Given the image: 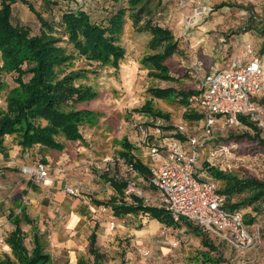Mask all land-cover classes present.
I'll list each match as a JSON object with an SVG mask.
<instances>
[{
    "label": "rangeland",
    "instance_id": "374dc122",
    "mask_svg": "<svg viewBox=\"0 0 264 264\" xmlns=\"http://www.w3.org/2000/svg\"><path fill=\"white\" fill-rule=\"evenodd\" d=\"M30 1L35 9L55 27V34L44 33L36 15L21 3L13 6V22L28 27L32 35L42 33L44 38L52 41L51 44L55 47H60L70 54L74 53L73 45L61 27V19L64 11L77 9L76 0H50V2L57 1V6L48 5L47 0ZM113 1L94 0L90 3L88 0H79V4L91 12L94 21L105 23L106 26L108 13L113 11ZM146 2L145 16H150L158 10L164 11L161 22H165L166 26L170 27L177 40L178 51L166 62L175 81H164L150 74L154 69L149 62L144 64L145 58L156 52L149 47L151 35L139 31V27L147 20L142 15L140 26L135 27L134 16L130 12L127 13L125 23L118 34V42L125 49V57L120 62L119 69L96 62L90 63L78 57L62 62V68L59 69L64 74L86 73L85 78L80 82L90 85L97 94L94 100L79 105L81 109L93 111V117L81 130L89 139L86 145H91L94 149L93 156L99 157L97 160L105 158L115 150V147H118L111 155L117 163L120 152L123 151L122 142L127 139L133 145L136 144L134 151L137 158L145 163L148 160V153L140 144L137 130L138 123L142 121L149 127L153 121L159 120L164 126L185 125L188 129L187 133H199L200 120L192 121L184 116L192 110L197 112L195 103L189 102L186 106L181 102L180 97L158 99L152 95L151 89L173 87L177 91L196 90L200 80L209 73L211 67L218 65L225 67L233 57L243 51L247 43H253L259 56H262L260 51L264 44V0H191L189 8L186 7L184 10L177 3L162 0ZM223 4L226 6H221ZM122 5L126 6L127 3L123 2ZM186 15H194L192 21L195 24L189 29L185 24ZM3 79L8 87L0 94V110L6 107L7 92L16 85L12 74H4ZM147 102H152L153 112H140ZM157 112L169 115L170 118L157 117L154 114ZM258 128L260 137L264 139V128L260 126ZM246 133L255 135L253 129L244 125L241 128L221 131L216 134L215 139L218 141L224 137H227V140L234 138L240 143L239 145L235 143L238 146L236 156L239 158L235 162L240 164L237 165L238 169L232 173L233 175L235 174L239 179H250L255 176L257 170L258 175L264 179V160L257 158H262L264 146L255 140L243 137ZM11 143L13 141H10ZM67 145L68 150L60 153L58 159L50 162V174L54 180L51 186L35 184L27 177L24 180L21 178L12 180L11 175L2 172L3 169H8L3 164L10 155L7 154L8 157L4 154L0 155V160L2 158L0 201L3 200L0 216H5L7 221L8 219L11 221L10 217L13 214L16 216L25 233V245L29 250L33 248V227H36L42 235L41 239L47 253L52 257V264H72V253L76 257V264H79L80 259L92 264L89 238L93 232L97 233L100 251L106 255L105 264H204L201 262L202 253L209 250L203 245L202 237L189 226L190 223H184L181 227H170L159 222L155 223L150 216L144 214H131L119 219L113 215L110 207L97 205L98 202H107L112 196L117 195L111 183L105 179L111 177L109 176L111 173L112 177L115 175L131 177L130 179L142 192L137 196L141 197L146 205L157 206L154 201L157 194L155 189L147 179L139 182L137 177L133 176V171H127L125 167H118L115 163L110 165L109 173L92 167L90 179L84 180L85 185L81 184L79 195L67 194L66 187L78 186L81 175L75 168H64V165L72 163L79 167L77 161L87 155L85 154L87 150L76 151L73 146L75 144ZM37 155L39 159L43 158L41 153ZM35 163L36 159H32L29 166ZM204 165L206 170L209 164L204 161ZM210 168L220 170V166ZM18 169L9 170L18 171ZM202 171L199 170L198 173ZM206 175L207 173H203V176ZM211 178L218 182L220 189H225L226 180L217 179L214 175H211ZM63 179L68 180V186L61 184ZM19 181H22L23 185H20ZM248 194L235 196L231 202L236 203ZM129 195L131 194H126L127 201L131 203L132 199ZM258 207L259 204H253L244 209L253 211ZM76 212L79 213L80 218L76 224H72L70 218ZM259 213L262 215L260 220L264 221V214L262 211ZM24 215L32 220V224L27 223ZM165 228L166 234L162 236ZM13 229L15 226L9 224L0 231V257L9 255L8 248L3 246V243ZM201 232L204 231L201 229ZM214 243L218 253L214 252L212 255L221 257L220 264H264L263 247L258 253L251 251L241 253L224 242L216 240ZM9 253L12 256V252Z\"/></svg>",
    "mask_w": 264,
    "mask_h": 264
},
{
    "label": "trees",
    "instance_id": "16d2710c",
    "mask_svg": "<svg viewBox=\"0 0 264 264\" xmlns=\"http://www.w3.org/2000/svg\"><path fill=\"white\" fill-rule=\"evenodd\" d=\"M146 1L125 0L126 6L121 7L115 13H108L106 26L105 23L94 21L91 13L86 10L69 9L64 11L61 27L73 45L74 53L70 54L66 50L52 45V41L45 39L42 33L32 35L28 27L13 22V6L21 3L36 15L44 33L55 34V27L35 9L30 0H0V94L8 87L3 79L4 74L14 75L16 84L6 94V107L0 110V155L4 154L8 157L7 152L12 144L18 145L22 151L32 150L36 146L62 151L65 148V142L84 141L81 128L93 117V111L81 109L79 105L94 100L97 94L90 85L80 82L85 78L86 73H61L59 71L62 68L61 63L78 57L90 63L96 62L119 69L120 62L125 57V49L118 42V34L122 30L129 12L134 16L135 27L140 26L142 15L147 20L143 23L144 25L139 27V31L148 32L151 35L149 47L156 52L145 58L144 64L149 62L154 69V72L152 71L153 73L150 74L164 81L176 80L171 75L166 62L177 53V40L170 27L159 26L164 11L158 10L150 16H145ZM162 1L176 4L174 0ZM46 3L50 6L58 5L57 1L47 0ZM158 13L161 15L158 16ZM260 52L264 56V44ZM65 54H69L68 57ZM151 91L152 95L158 99L180 97L181 102L186 106L191 102L190 99L198 94L197 90L185 92L177 91L173 87L155 88ZM261 104L264 105V100L261 101ZM151 107L152 102H147L140 112L151 113L153 112ZM154 114L157 117L170 118L166 114L158 112ZM184 116L192 121L202 119V115L193 110L191 113H185ZM241 120L245 126L255 131L254 136L246 133L243 137L255 140L264 146V139L260 137L256 123L244 116L241 117ZM163 128L166 136H173L182 141L187 139V136L177 132V127L174 125L168 124ZM226 138H221L219 142L240 144L234 138L230 140ZM10 141L13 143L10 144ZM122 148L123 151L120 152L117 163L123 161L127 171H130V166H132L133 170L149 180V168L133 154V145L124 139ZM39 161H43V159H36V162ZM210 171L217 179L226 180L225 189H220V191L227 198V208L244 211L246 222H254L257 218L255 215L260 214L264 205V180L255 176L250 179H239L235 174L213 168ZM109 176L111 177H105V179L111 183L117 195L112 196L107 202H98L97 205L110 207L116 218L121 219L131 214H144L170 227H181L184 223H190L186 220L175 222L164 208L146 205L144 200L137 195H129L132 202H128L126 190L131 177L124 178L119 175L112 177L111 173ZM245 193L249 194L236 203L231 202L233 197ZM253 204H259V207L253 211L244 209ZM24 217L28 224H32V220L27 215ZM10 219L15 229L5 242L10 247L12 256L0 257V264H52V257L47 253L38 229L33 227V248L29 250L25 245V233L20 227L19 220L14 214ZM189 226L198 236L202 237L203 245L209 250L202 253L201 262L220 264L221 257L212 255L214 252L218 253V248L214 243L216 240L204 232L202 233L200 227L192 226L191 223ZM89 254L93 257L92 264H105L106 255L98 247L96 232H93L89 238ZM79 264L89 263L80 259Z\"/></svg>",
    "mask_w": 264,
    "mask_h": 264
},
{
    "label": "built area",
    "instance_id": "2783aa9c",
    "mask_svg": "<svg viewBox=\"0 0 264 264\" xmlns=\"http://www.w3.org/2000/svg\"><path fill=\"white\" fill-rule=\"evenodd\" d=\"M174 1L184 10L190 0ZM193 18L194 15H186L187 29L194 26ZM159 26L164 28L166 23L160 22ZM262 60L255 45L247 43L225 67L202 77L196 89L198 94L190 99L202 115L199 133H187L185 125L176 126L177 132L187 136L185 141L166 136L160 120L153 121L150 127L144 121L137 126L140 144L147 149L145 164L149 168V184L157 193L154 200L157 206L164 208L175 222L186 220L200 227L210 238L241 253H258L261 247L264 250L262 215L256 214L254 222L247 223L244 211L228 209L227 198L221 193L218 182L211 178L210 167L220 166L225 173H233L240 164L235 162L239 160L236 156L238 146L217 141L216 134L229 128L244 127L243 116L264 128ZM257 158L263 161L264 155ZM204 161L209 164L206 170ZM114 163L116 160L109 158L92 165L110 172V165ZM121 163L124 164L123 161ZM130 168L134 171L132 166ZM199 170L203 171L198 173ZM21 172L35 184L50 185L49 167L43 161L33 166H22ZM203 173L207 175L203 176ZM255 177L264 180L257 170ZM65 192L79 195L80 186L66 187ZM126 193L142 194L131 179ZM165 234L166 228L162 236Z\"/></svg>",
    "mask_w": 264,
    "mask_h": 264
},
{
    "label": "crops",
    "instance_id": "0c3cea01",
    "mask_svg": "<svg viewBox=\"0 0 264 264\" xmlns=\"http://www.w3.org/2000/svg\"><path fill=\"white\" fill-rule=\"evenodd\" d=\"M87 1V0H86ZM90 3H91V1L93 2L94 0H88ZM96 1V0H95ZM125 0H114L113 1V11H111L112 13H115L118 9H120L121 8V6H122V3L124 2ZM191 1V0H190ZM189 1V2H190ZM76 7H77V10L78 9H81V10H86V11H88L86 8H84V6L82 5V4H79V0H76ZM188 6H190V3L188 4ZM187 6V8H189ZM124 7V6H123ZM89 12V11H88ZM91 13V12H90ZM262 59H264V58H262ZM220 68H222V67H219V65L217 66V67H211V69L209 70V72H214V71H216L217 69H220ZM84 141H78V142H65V148L62 150V151H57V150H50V149H46V148H44V147H41V146H36L35 148H33L32 150H28V151H22V149L18 146V145H14V144H12L11 145V147L9 148V151L7 152V154L8 155H10V157L9 158H6L7 160L4 162V164H3V166L5 167V168H8V169H3V173L4 174H8V175H11V179L12 180H14V179H17V180H20V178L21 179H25V176H23L22 175V173H20V171H21V167L20 166H24V165H30V162H31V160L32 159H39V157H38V153H41L42 154V156H43V158H44V160H43V162L45 163V164H47L48 165V167H49V173H50V167H51V165H50V162H51V160H56V159H58L59 158V156H60V153H62V152H64V151H66V150H68V143L70 144H75V145H73L74 146V149L77 151V150H81V151H83V150H87V152L85 153V154H87L86 156H82V158L79 160V161H77V163L76 164H79L80 166L79 167H76L75 166V164H66V165H64V168H75V170L77 171V173L78 174H80L81 176L79 177L80 179V183H77V185H79L80 187H81V184L82 185H85L86 183H85V181L84 180H86L87 181V179L89 180L90 179V173H91V169H93L94 168V166L92 165L94 162H98V161H100V162H102V160L104 161L105 159H109V158H111V159H113L112 158V154L115 152V150L118 148V147H115V150L112 152V153H109V155L108 156H106L105 158H103V159H101V160H97V159H99V157H94L93 156V148H92V146L91 145H89V146H87L86 144L88 143V138L86 137V136H84ZM132 144V143H131ZM133 145V144H132ZM133 147H134V149H133V154L137 157V155H136V151H134L135 150V147H137L136 146V144H134L133 145ZM57 153H59V154H57ZM33 156H32V155ZM65 154H67V153H65ZM2 155V154H1ZM30 156H32V158H30ZM4 158H5V156H4ZM43 158H41V159H43ZM63 158V157H62ZM1 160H2V158H1ZM0 160V162H2ZM29 163V164H28ZM117 165H118V167H125L124 166V164H122V163H117ZM3 167V168H4ZM93 167V168H92ZM1 168V167H0ZM11 168H19L18 169V171H13V170H9V169H11ZM126 168V167H125ZM94 169H96V168H94ZM0 172H1V169H0ZM2 174V173H1ZM133 176H135V177H137V180L140 182V181H142V180H145V178L144 177H141V174H139V173H137L135 170L133 171ZM50 181H51V183H50V186L52 185V184H54V180H52V178H51V174H50ZM62 183V185H65V187L66 186H68V180L67 179H63L62 181H61ZM19 184L20 185H23V183H22V181H19ZM87 186V185H86ZM156 191V190H155ZM86 201H84V203H85ZM2 203H3V200L2 201H0V206L2 205ZM85 204H87V203H85ZM90 207V206H89ZM91 208V207H90ZM142 216V215H141ZM80 217H79V213H74L72 216H71V223L72 224H76V222H77V220L79 219ZM152 221H154L155 223L157 222H159V221H157V220H155V219H152ZM12 222L8 219V221H7V219L5 218V216H0V231L1 230H3L4 228H5V226L7 225V226H9V224L10 225H12L11 224ZM160 223V222H159ZM14 230V229H13ZM12 230V231H13ZM4 245L3 246H5V247H7L8 248V250H7V252H8V254L10 255L11 253H9L10 251H11V249H10V247L8 246V245H6L5 244V242L3 243ZM6 250V249H5Z\"/></svg>",
    "mask_w": 264,
    "mask_h": 264
},
{
    "label": "bare ground",
    "instance_id": "6f19581e",
    "mask_svg": "<svg viewBox=\"0 0 264 264\" xmlns=\"http://www.w3.org/2000/svg\"><path fill=\"white\" fill-rule=\"evenodd\" d=\"M48 183L50 184L51 181H49ZM71 263L72 264H76V257H75V255L73 253L71 254Z\"/></svg>",
    "mask_w": 264,
    "mask_h": 264
}]
</instances>
